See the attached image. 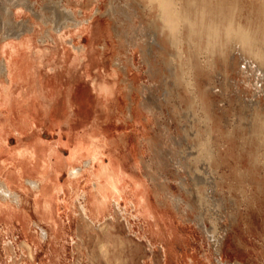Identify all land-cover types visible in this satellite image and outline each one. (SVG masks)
I'll list each match as a JSON object with an SVG mask.
<instances>
[{
  "label": "rangeland",
  "instance_id": "obj_1",
  "mask_svg": "<svg viewBox=\"0 0 264 264\" xmlns=\"http://www.w3.org/2000/svg\"><path fill=\"white\" fill-rule=\"evenodd\" d=\"M169 1L0 0V264H264V66L185 29L261 2Z\"/></svg>",
  "mask_w": 264,
  "mask_h": 264
},
{
  "label": "bare ground",
  "instance_id": "obj_2",
  "mask_svg": "<svg viewBox=\"0 0 264 264\" xmlns=\"http://www.w3.org/2000/svg\"><path fill=\"white\" fill-rule=\"evenodd\" d=\"M155 1H158V4L160 5V9L162 11V13L159 16L160 20L162 21L161 30L165 31V29H168L169 30V40L178 43L179 38L177 36L178 35L177 33L180 32L179 31L180 26H181L180 21L182 20V17L179 14L180 13L179 10L177 9L176 6L174 7L173 3H171L169 0H155ZM205 2H207V1L206 0H192V5L194 6L195 4L197 5V4L205 3ZM259 2H261L260 3L261 7L259 8V12H260L261 17L263 19L262 23L264 25V0H259ZM225 4H226V2H225ZM225 4L220 5L219 12L216 16L213 15V11L211 10V8H209L208 5L206 7L205 4H204L205 6L202 4L201 9L199 11L198 9L197 10H193V8L191 9L190 7H192V5L189 4L190 13L185 18L186 22L188 23V25H187V27H185V29H187V31H188L189 47H192V43H193L194 39L200 38L202 41L204 40L205 43L203 45H205V48L208 51L213 53V52L219 50L220 54L224 58H226V56L228 55V51H229L228 49L231 46H232L231 48H233V49H231L232 51H234L235 48H237V47H240V49L242 51H246L248 49H251L250 54H253V57L259 61V64L260 65L262 64V66H264V54H263L264 52H263V48L259 44L260 38H258V36H257V34L259 32H261V33H263V37H264V30L259 28V26L257 29H253L252 27H248V28L245 27L244 28V26H242V25H239V27L237 29H235V28H233L235 25V21H234L235 18H232V21L229 24H226L228 21L227 11H232V13L234 14L235 10H227ZM192 11H193V13H192ZM59 20H60V22L59 21L58 22H59V24H61V26L63 24L66 25L67 23H69L68 20H71L70 14L63 13V18H60ZM248 21L250 23V20H248ZM58 22H56V24ZM233 23H234V25H233ZM24 27H25V25H24ZM199 45H200V43H199ZM199 45L196 46L198 49H193L195 46H193V48L191 49V50H193V52L195 54L194 55L195 58H196V56L197 57L199 56L198 53L202 49L201 46H199ZM219 52H218V54H219ZM215 54H216V52H215ZM195 62H196V60H195ZM14 71H15V69L13 66V61H11V59L6 58L3 63H0V74L4 73L8 76V78H10V77L12 78V77H14L13 75L15 74ZM17 126L20 127V123H19V125L17 124ZM71 158H70V161H71ZM74 160L76 162L82 161V159L80 157H78V155L75 156ZM98 174H100V173H98ZM98 174H96V175L98 176ZM111 177H113V176H111ZM118 178H119V176H118ZM113 179H112L111 183L106 185V190H104L103 193H105V194L107 193L108 195H110V194H114L115 191L118 190V185ZM34 183H36V182H34ZM0 190L2 192H6V193L8 192L9 194H13L3 184L2 185L0 184ZM101 197H102V195H101ZM97 210H98V212H101L102 207L101 206L98 207ZM81 212H82V210H81ZM86 214H87V212H86ZM108 244L111 245V243H108ZM110 259H112V260L116 259L115 255L111 254L110 258L107 260H110Z\"/></svg>",
  "mask_w": 264,
  "mask_h": 264
}]
</instances>
